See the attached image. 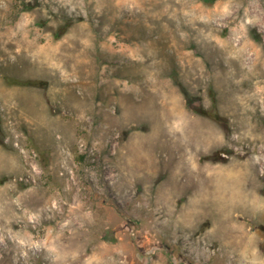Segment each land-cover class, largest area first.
Returning <instances> with one entry per match:
<instances>
[{
    "label": "rangeland",
    "instance_id": "1",
    "mask_svg": "<svg viewBox=\"0 0 264 264\" xmlns=\"http://www.w3.org/2000/svg\"><path fill=\"white\" fill-rule=\"evenodd\" d=\"M0 264H264V0H0Z\"/></svg>",
    "mask_w": 264,
    "mask_h": 264
},
{
    "label": "bare ground",
    "instance_id": "2",
    "mask_svg": "<svg viewBox=\"0 0 264 264\" xmlns=\"http://www.w3.org/2000/svg\"><path fill=\"white\" fill-rule=\"evenodd\" d=\"M221 188H222V187H221ZM224 188H225V187H224ZM220 190H221V189H220ZM222 190H223V189H222ZM222 190H221V191H222ZM227 194H228V192H227ZM224 201H225V200H224ZM224 201H223V202H224ZM226 201H228V200H226ZM226 201H225V203H226ZM223 202H222V203H223ZM225 203H224V204H225ZM224 204H223V205H224ZM248 206L250 207V205H248ZM251 206H252V205H251ZM220 207H222V206H220ZM224 207H226V206H224ZM224 207H223V210H224ZM219 210H220V209H219ZM223 210H222V212H223Z\"/></svg>",
    "mask_w": 264,
    "mask_h": 264
},
{
    "label": "trees",
    "instance_id": "3",
    "mask_svg": "<svg viewBox=\"0 0 264 264\" xmlns=\"http://www.w3.org/2000/svg\"><path fill=\"white\" fill-rule=\"evenodd\" d=\"M59 36V35H58Z\"/></svg>",
    "mask_w": 264,
    "mask_h": 264
}]
</instances>
